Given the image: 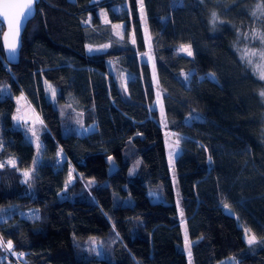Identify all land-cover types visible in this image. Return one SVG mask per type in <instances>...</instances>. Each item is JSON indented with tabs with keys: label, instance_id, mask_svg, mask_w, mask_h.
Returning <instances> with one entry per match:
<instances>
[{
	"label": "trees",
	"instance_id": "1",
	"mask_svg": "<svg viewBox=\"0 0 264 264\" xmlns=\"http://www.w3.org/2000/svg\"><path fill=\"white\" fill-rule=\"evenodd\" d=\"M143 4L165 128L180 141L184 217L152 109L153 73L139 57L146 43L138 0H41L14 66L5 62L0 23L8 72L0 79V202L29 198L0 220V264H189L183 224L194 264H264V81L242 59L250 35L264 29V0ZM182 45L193 55L178 52ZM20 95L44 126L40 162L26 182L37 150L13 125ZM77 114L95 129L80 134ZM193 115L199 119L189 121ZM26 211L37 216L26 219Z\"/></svg>",
	"mask_w": 264,
	"mask_h": 264
},
{
	"label": "rangeland",
	"instance_id": "2",
	"mask_svg": "<svg viewBox=\"0 0 264 264\" xmlns=\"http://www.w3.org/2000/svg\"><path fill=\"white\" fill-rule=\"evenodd\" d=\"M70 1H74V0H70ZM101 1H103V0H92V2H96V3L101 2ZM120 9L121 8H116L115 10L120 11ZM143 9H144V4H143ZM261 11L263 14L264 10L261 9ZM100 17H101L102 22L104 24L109 23V19H108V15H107L106 11H101ZM87 24H89V23H87ZM142 24H143V29H144L146 51L144 54L140 55L139 57L141 58V60H145L150 65V68H151L152 73H153L155 91H156V101H155L154 105L152 106V109H156L159 112L160 117H161V121H160L161 125L165 129L164 133H165V142H166V146H167V157H168L169 169L171 172L172 183H173L175 196H176V206H177L179 215L181 217H184V210H183V206H182V197H181V192H180V189L178 186L177 175H176V170H175V161H176V158L180 152V147H178V148L176 147V141L179 139H178V136L167 131V129L165 128V112H164V106H163V100H162L163 93L161 92L160 87L157 84L156 79H155V74H154L155 59H154L153 49L151 47L150 38L146 32L145 10H144V18L142 19ZM117 26H121V27H117ZM114 30H115V34L117 36H119V37L122 36V31H123L122 25H115ZM256 33L264 34V29H256L250 35L249 42L244 44L242 47V53H244V50L246 48L249 50H254L258 54L261 52H264V42H262L255 35ZM180 48H181V46L178 47V50ZM103 50H105V48H99L98 49V51H103ZM178 52L187 55L186 53H184L182 51H178ZM148 57H151L152 59H148ZM250 59L252 60V63L249 65L252 66L253 72L260 78V71L264 70V61L261 60L259 55H256L254 57H250ZM245 61H247V60H245ZM111 71L113 74H115L114 68H111ZM7 74H8L7 64L4 63V61L0 58V79L3 78L4 76H6ZM209 76L212 77V75H209ZM183 77L186 80H189L191 78V73L190 74H183ZM123 78L126 79V76L124 75ZM261 80L264 81V79H261ZM53 91H55V89L50 84H48L49 98L54 104L57 105V103H56V91H55L54 96L52 95ZM4 93L7 94L8 91L6 90V91H4ZM14 100H15L16 105H17L15 114L13 115L14 128H18V129L22 130L27 135L28 140L36 147V150H37L32 168L28 171L23 172V174L25 172H28L31 174L34 172L35 167L40 162V154H41V149H42V146H41L42 144H41L40 139H41V135L44 131V126H43V122H42L41 117L34 110V108L30 105V103L28 102V100L26 99V97L24 95L14 97ZM157 100H159L160 103H157ZM67 109L68 108H65V110H67ZM197 117H198L197 115H193L192 117H189L188 120L191 121L193 119H197ZM77 128H78L80 134H84V133L93 131L95 129V126H91L90 128L87 129L86 127H84L82 116L77 114ZM33 133H35V135H33ZM170 156H171V159H170ZM60 160L63 161V157L60 156ZM109 162L111 164L110 169H109V173H113L117 168L116 162L114 161V159L112 157L109 158ZM135 171H136V169H135ZM70 176H71V179H69V186H71L74 183V177L72 175V172H71ZM23 177H24V182H26L29 178V177H25V176H23ZM150 196H151L153 201H155V202L159 201V197L155 193H150ZM27 200H29V198L27 196L20 197V198L1 200V202H0V204H1L0 220L6 219L8 217V215L14 209H16V207L20 203H23ZM21 215L26 219L34 218L37 216L34 211L22 212ZM182 229H183V235H184V245H183L184 252L186 254V257H187L189 264H194L192 251H191L192 243L189 239L187 227L185 224H183ZM246 233L248 236L251 235V234H248V232H246ZM246 233H245V240L247 241ZM185 240H187V246L185 245ZM91 245H92V249L95 251V253L97 255L102 254V248H101L100 242H98L97 240H93ZM150 250L154 252L155 261L162 258L163 254H164L162 250L156 249L154 247H151Z\"/></svg>",
	"mask_w": 264,
	"mask_h": 264
},
{
	"label": "snow or ice",
	"instance_id": "3",
	"mask_svg": "<svg viewBox=\"0 0 264 264\" xmlns=\"http://www.w3.org/2000/svg\"><path fill=\"white\" fill-rule=\"evenodd\" d=\"M33 2H34V0H27L26 3H18L17 0H0V16H2L4 18V20L7 21V25H8L10 34H14L16 36L19 35L23 21H26L29 18V16L31 15V12L33 9ZM143 3H144V0H138L141 19L144 18ZM117 27H121V26H117ZM255 35L262 42H264V34L256 33ZM8 47H9V50L11 52L15 53V51H16V44L15 43L10 44ZM89 51H92V49L90 48ZM178 51H182V52L186 53L188 56L193 55L190 45L189 46L182 45ZM256 55H259L261 60L264 61V52H261L258 54L254 50H249L247 48L244 50L242 59L247 60V62L249 64H251L252 60L250 59V57H254ZM148 59H152V58L148 57ZM260 78L264 79V70L260 71ZM52 95L53 96L55 95V91L52 92ZM260 95L264 96V92H261ZM157 103H160V101L157 100ZM197 119H199V117H197ZM33 135H35V133H33ZM179 143H180V141L177 140L176 141V147L177 148L179 147ZM170 159H171V156H170ZM9 163H14V162L9 161ZM24 176L29 177L30 173L25 172ZM69 179H71V176L69 177ZM246 236H247V243L249 245L256 242L255 235L248 236L246 233ZM185 245L187 246V240H185ZM6 247L8 250L11 249V247H12L11 241H9L7 243Z\"/></svg>",
	"mask_w": 264,
	"mask_h": 264
},
{
	"label": "water",
	"instance_id": "4",
	"mask_svg": "<svg viewBox=\"0 0 264 264\" xmlns=\"http://www.w3.org/2000/svg\"><path fill=\"white\" fill-rule=\"evenodd\" d=\"M40 1L41 0H34L31 15L29 16V18L26 21H23L22 27H21V30H20L18 36L14 35V34H10L9 28L7 25V21L4 20V18L2 16H0V23L3 24V26H4V32L2 35L1 44H2V48H3V52H4L5 62L8 65L14 66V65L18 64L19 59H20V52H21V48H22L23 35L27 29L29 22L35 17L36 8H37L38 4L40 3ZM17 2L18 3H26L27 0H17ZM12 43L16 44L15 53L11 52L9 50V47H8Z\"/></svg>",
	"mask_w": 264,
	"mask_h": 264
}]
</instances>
